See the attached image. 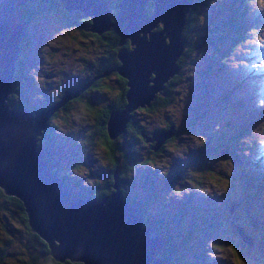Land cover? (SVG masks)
I'll return each mask as SVG.
<instances>
[{
  "label": "rangeland",
  "instance_id": "obj_1",
  "mask_svg": "<svg viewBox=\"0 0 264 264\" xmlns=\"http://www.w3.org/2000/svg\"><path fill=\"white\" fill-rule=\"evenodd\" d=\"M226 1V5L230 3V0L224 2ZM111 2L114 3L116 0L108 2L110 7L115 6ZM203 2L201 8L209 17L216 16V13L221 10L219 6L222 5V2L219 0ZM250 4L247 8L249 23L252 25L253 31L247 36V41L235 50L228 63L222 65V69L216 67L211 73V77L203 81L204 88L194 94L195 102L186 99L187 96L183 94L176 105L163 110L162 114L156 116L160 122L171 121V118L178 116L177 125L180 127L179 123L190 117L188 112L184 111L187 107L191 108L189 110L192 115L194 112L195 117L198 114L201 115L197 120L198 124L189 126L185 133L178 132L175 142L169 147L170 150L168 152L166 150V156H161L159 160H156L154 156L152 164L141 167L148 172L147 177L162 176L164 179L168 171H172L173 176L176 177L169 186L166 185L164 193L166 192L167 197L162 198L167 204L168 215L165 212V214L162 212L161 215L168 220H171L173 217L171 212L175 207H178L180 202L184 205V202L189 200L190 209L193 205L200 203L203 207H208L207 212L212 218L217 219L214 225H212L213 223L204 224L205 226L211 225L205 230V236L199 233V236L208 238L203 245H206V248L208 246V257H206L209 264H264V241L258 238L264 231H257L254 227L249 229L247 223L250 220L245 214H242L245 211L252 213L255 222L263 230L264 53L262 50H264V4L255 1ZM147 8L153 12L152 0H149ZM222 15L221 12L219 17ZM28 27L31 32L30 43L32 45L30 50L18 57L17 61L22 63L18 79L22 93L31 94L30 89L36 90L31 87V79L35 77L39 89L33 93L35 94L34 103L45 105L49 102L50 95L55 91L56 86L65 87L68 85L66 83L85 80L88 76V66L83 65L82 56H77L74 51H70L75 45L73 39L77 42V28L67 27L50 7L42 10L40 17L31 22ZM159 29L156 26L153 31ZM65 52H68L69 60L72 63L66 60L68 58L63 57ZM250 54H252L251 58H249ZM93 57L96 58V55ZM248 59L250 60L248 61ZM201 60V57H195L190 64L198 65V63H203ZM74 63L79 66L77 67ZM68 64L73 67L69 69ZM220 66L221 64L218 65V67ZM82 67L87 70V73L82 71ZM211 69L212 67H209L208 71ZM193 70L198 69L195 67ZM202 71L200 70L199 79L203 77ZM245 73L252 74L246 76ZM109 82L115 84L114 79ZM194 85L195 83L192 85V90H194ZM189 86H191V80L185 79L179 83L177 89L187 92ZM248 88L252 91L251 96L248 94ZM160 90L156 92H161ZM112 91L95 93L94 100L91 102L97 105L113 103L116 96L115 91ZM81 108H83L81 104L76 105L74 112L68 116L69 121L60 125L50 143L52 168L59 174L67 175L65 183L69 187L72 186L74 179L81 180L78 186L83 185L87 181L85 176L89 170L92 172L90 176L96 177L97 166L100 167L101 164L99 146L95 143L97 139L94 140L91 148L93 154L83 151L84 143L95 131H93L92 117L87 113H80ZM56 122H60V120H56ZM152 125L156 127L153 121ZM241 129L243 131L245 129V132L238 137ZM157 134L161 135L157 131L156 138H158ZM137 141L131 146L134 150L141 151L140 146L143 144L139 140ZM205 143L216 149L203 153L204 155H198ZM226 146L229 149L222 155L221 150ZM209 149L211 148L208 147ZM180 160L183 161L180 162ZM179 167L181 168L178 169ZM215 172L221 175L220 179L217 178ZM202 174L212 175L213 178L206 180L203 190L197 191L193 196L190 192L187 195L186 191L194 189V180ZM133 180L134 182L127 184V188L130 190V194L138 195L137 185H142L140 180L144 179L140 175L134 179L133 175ZM226 181H229V184ZM157 182L159 183L158 179ZM133 185L135 186L133 187ZM124 186H121L123 191ZM143 186L147 187V184L145 183ZM235 202L238 203L236 207H234ZM156 206L161 209L159 203ZM192 227L195 232L200 231L203 223H201V227L195 225ZM2 230H4L3 233ZM13 231L0 218V247H4L5 241L9 238L7 232L13 233ZM251 234L254 236V246L248 242L249 238L246 237L252 236ZM22 243L15 242L18 249L10 254L14 257L21 255ZM9 247L10 244L7 245V249ZM235 247L243 252L242 256L236 257Z\"/></svg>",
  "mask_w": 264,
  "mask_h": 264
},
{
  "label": "trees",
  "instance_id": "obj_2",
  "mask_svg": "<svg viewBox=\"0 0 264 264\" xmlns=\"http://www.w3.org/2000/svg\"><path fill=\"white\" fill-rule=\"evenodd\" d=\"M107 1L110 2V0ZM203 1L207 0H196L186 16V24L182 37L187 41L188 45L177 61L179 71L162 84L163 88L160 90L161 92L154 93V97L149 101L148 106L144 103V106L138 105L130 112V118L124 127V131L115 138H111L107 133V120L111 112L120 111L129 103L126 98V94L129 90V86L127 85L128 80L120 75L115 68L121 64L120 60L117 58L118 52L131 50L132 45L130 39L125 38L124 43L119 46L121 35L115 31V29L104 30L100 34L90 30H84L86 25L91 24V19L80 11H71L72 13H70L62 4L61 0H38L31 4L25 2L20 8L21 13L19 21L24 25L23 36H26L27 33L30 32L28 27L29 24L40 17L42 10L48 7L57 13L58 17L67 27L77 28V42L73 39L75 45L72 46L70 51H74L77 56H82L84 61L83 65L88 66V73L87 70L82 67V71L88 74L85 80L77 81L76 83H66L68 84V88L70 86H84L87 83L88 85L77 96L68 99L51 115L47 123V129L43 131V134L39 137V142H37L38 149L45 152L44 159L52 165V159H50L52 157L50 143L55 137L56 130L62 123L66 124L69 121V114L74 112L77 104H81L83 108H81L80 113H87L92 117L93 131H95L90 134L87 142L84 143L85 146L83 151L87 154H93L91 148L93 147L94 140L97 139L95 143L99 146L98 151L100 150L101 164L100 167L96 165V177L90 176L92 172L89 170L85 176L87 181L83 185L78 186L81 180L74 179L71 189H75V192L79 191V194L85 197L93 196L99 199L115 189L113 184L116 182L115 179H117L120 188L125 185L124 191L122 190L124 199L128 202L137 203L139 206L138 213L144 217L147 224L162 234L165 242L161 248V253L172 256L171 264H209L207 261L208 246L206 248V245H203L208 238L199 236V233L205 236V230L211 227V225L205 226L204 224L213 223L212 225H214L217 219L212 218L211 215L208 214L209 212H207L208 207L205 208L200 203L193 205L190 209V200L185 201L184 205L180 202L178 207L174 208L171 212L173 216L171 220L161 215L162 212L163 214L168 213L167 204H165L166 202L165 200L163 201L162 198L167 197L166 192L164 193L166 185L169 186L174 178H176L173 176L172 171H168L164 179L162 176H157L148 180V188L143 186V184H138V195L133 193L130 194L127 184L132 181L134 182L133 175L134 179L139 175L140 177L145 175V179L148 172L141 169V167L152 164L154 156L156 160H159L161 156H166L167 152L170 150L169 147L175 142L178 132L185 133L189 126L192 127V125L198 124L197 120L201 115L198 114V116L195 117L194 112L192 115L189 110L191 108L187 107L184 111H187L190 117L188 120L185 118L183 122L179 123L180 127L177 125L178 116L171 118V121L165 120L162 122H160L156 116L162 114L163 110H167L171 106L176 105L177 101L181 99L180 96H183V94L187 96L186 99L188 98L193 102L196 101L194 94L196 91L204 88L203 81L211 77V73L216 67L217 69H222V65L228 63L229 58L235 53V50L247 41V36L253 31L252 25L249 23L250 18L248 16L249 10L247 6L254 1L264 4V0H230V3L226 5L227 1L224 2L225 0H219L222 2V5L219 6L221 10L216 13L217 17H209L201 8V5L204 3ZM116 3H118V0L113 4L116 5ZM117 12L118 10L116 8L111 10L110 14L112 21H115ZM149 12L151 13V9H149ZM221 12L223 15L219 17ZM158 27L161 29L163 25L159 24ZM19 46V56L23 53V50L30 48L29 46L25 47L21 43ZM262 53H264V51ZM93 55H96V58H94ZM63 57L68 58L66 60L72 63L69 60L70 57L68 52H65ZM195 57H201L203 63L191 65L190 63ZM19 63L20 61L16 62L17 67ZM219 64H221L220 67H218ZM68 65L69 69L73 67L71 64ZM76 65L77 67L79 66V64ZM195 67L198 69L196 70L198 73L193 70ZM209 67H212L210 71H208ZM106 70H112V72L104 74ZM200 70H203L201 72L203 77L199 79ZM111 79H114L115 84L109 82ZM185 79L191 80V86L188 87L187 92L179 91L177 89L179 83L185 81ZM194 83V90H192V85ZM33 85L34 81L31 79V86ZM66 88L61 93L57 94L51 105L57 103L61 99L67 90ZM20 90L21 85L18 75L15 74L13 92L8 96L9 99L8 102H6L9 104H7L9 110L14 111V109L20 108L23 109V111L36 112L42 109L37 108L34 110L27 101L25 103L20 100L17 96V92ZM106 90L115 91L116 97L113 103L97 105L91 102L94 100L95 93L101 94ZM56 120H60V122H56ZM152 121L156 124V127L152 125ZM184 123H186V125H184ZM157 131L159 134H165L167 132L171 134V136L166 137L159 146L156 144L157 140L155 137ZM244 132L245 129L244 131L241 129L238 137L242 136ZM137 140L143 144V146H140L141 151L134 150L131 146L137 143ZM202 147L198 155H204L203 153L216 149L207 143ZM208 147L211 149L208 150ZM234 147L236 146L234 145ZM228 149L229 148L226 146V148L221 150V153L223 150ZM133 169H135V171H133ZM53 172L57 173L55 170H53ZM115 172L117 173L116 177H114ZM215 174L217 178H221L219 173L215 172ZM211 178H213L212 175L202 174V176L194 180V189L186 191L187 195H189L188 192H190L193 196L197 191L203 190L206 180ZM161 183L163 184L160 185ZM227 184H229V181ZM65 186L69 187L66 183ZM134 186L135 185H133V187ZM231 186L233 185L231 184ZM204 195H206V193H204ZM158 203L161 205V209L157 208L156 205ZM236 206H238L237 202L234 203V207ZM160 210L161 212H158ZM242 214H245L250 220V222L247 223L249 229L254 227L257 231H264V227L262 230V227L255 222L252 213L245 211ZM0 218L14 230L13 233L7 232L9 238L5 241V246L0 247V264H84L82 261L71 259H65L63 261L56 260L50 252L47 241L38 233L31 230L24 202L16 195L6 194L1 186ZM201 223H203V227H201ZM192 225L200 226V231L195 232ZM3 232L4 230H2V233ZM196 234L198 235L196 236ZM258 238L264 241V233ZM15 242H23V248L21 255H16L14 257L10 253L18 249ZM8 244H10L9 249H7ZM251 245L254 246L253 243ZM234 252L237 254L236 257L243 255V252L237 247L234 248Z\"/></svg>",
  "mask_w": 264,
  "mask_h": 264
},
{
  "label": "water",
  "instance_id": "obj_3",
  "mask_svg": "<svg viewBox=\"0 0 264 264\" xmlns=\"http://www.w3.org/2000/svg\"><path fill=\"white\" fill-rule=\"evenodd\" d=\"M35 1L0 0V186L24 202L31 230L47 241L58 261L171 264L172 256L161 253L165 242L162 234L138 213L137 203L124 199L117 179L112 192L99 199L85 197L65 187V176L51 171L52 166L37 147L51 115L88 83L67 87L57 103L36 112L9 110L6 102L13 91L24 35L20 6ZM195 1L152 0L153 12L149 13V0H119L115 7L106 0H61L68 11L79 10L91 18V25L84 30L100 34L115 29L121 35L119 46L125 38L130 39L131 50L118 52L121 64L115 68L128 80L129 103L111 112L107 120L111 138L124 131L133 109L144 103L148 106L154 93L179 71L177 61L187 47L182 33ZM113 8L118 10L115 21L110 14ZM159 24L163 28L153 31ZM168 136L170 132L158 135L157 146Z\"/></svg>",
  "mask_w": 264,
  "mask_h": 264
},
{
  "label": "flooded vegetation",
  "instance_id": "obj_4",
  "mask_svg": "<svg viewBox=\"0 0 264 264\" xmlns=\"http://www.w3.org/2000/svg\"><path fill=\"white\" fill-rule=\"evenodd\" d=\"M38 0H36L35 2H37ZM108 5H109V3H108ZM22 7V5L20 6V8ZM75 11H78V10H73L72 12H75ZM81 12V11H80ZM86 16V15H85ZM87 17V16H86ZM89 17V16H88ZM90 18V17H89ZM91 25V24H90ZM29 32V31H28ZM21 44L22 45H24L25 47H27V46H29L30 48L29 49H26V50H23V53H25V52H27L28 50H30L31 49V45H30V32L29 33H27V35L26 36H23L22 37V40H21ZM241 45H243V44H241ZM264 50H262V52H263ZM251 55L252 54H250V57L249 58H251ZM250 59H248V61H249ZM259 61H261V60H259ZM21 65H22V63L20 62L19 63V66L17 67V64H16V69H15V74L16 75H18V71H20V68H21ZM249 74H252V73H245V75L246 76H248ZM49 76V75H48ZM32 80L34 81V85L33 86H31V87H34L36 90L37 89H39V87H38V85H37V80H36V78L35 77H32ZM19 83H20V81H19ZM17 85H19V84H17ZM21 85V84H20ZM67 86H65V87H63V86H56V89H55V91L50 95V99H49V102L47 103V104H45V105H39V104H36V103H34V99H35V94H33V93H35V91L34 90H32V89H30L31 91H32V93L30 94V93H27L26 92V94H23L22 93V91L20 90V91H18L17 92V96H18V98L20 99V100H22V101H24L25 103H26V101L28 102V104L31 106V107H33L34 108V110L35 109H37V108H45V107H48V106H50L51 104H52V102L55 100V97L57 96V94H59V93H61L65 88H66ZM249 88H250V86H249ZM249 88H248V94H249V96H251V94H252V91H250L249 90ZM67 89V88H66ZM13 92V91H12ZM21 102V101H20ZM32 109V108H31ZM33 110V109H32ZM47 129V128H46ZM44 153V156H45V152H43ZM51 159V158H50ZM183 160H180V162H182ZM186 163V162H185ZM181 167H179L178 169H180ZM152 170V169H151ZM65 176V179H66V175H64ZM144 176L145 175H142L141 177L144 179ZM154 177H147L146 176V178L144 179V180H140V183L141 184H143V185H145V183L147 184L148 183V180H150V179H153ZM145 182V183H144Z\"/></svg>",
  "mask_w": 264,
  "mask_h": 264
},
{
  "label": "clouds",
  "instance_id": "obj_5",
  "mask_svg": "<svg viewBox=\"0 0 264 264\" xmlns=\"http://www.w3.org/2000/svg\"><path fill=\"white\" fill-rule=\"evenodd\" d=\"M33 3V2H32ZM29 31H30V29H29ZM30 40H31V37H30ZM30 45H32L31 43H30ZM52 166V165H51ZM59 175H63V174H59ZM64 185H65V183H64ZM66 187V186H65ZM67 188H70L71 189V186L70 187H67ZM73 189V188H72ZM71 189V190H72ZM73 192H75V189H73L72 190ZM75 193H78L79 194V191H77V192H75ZM81 195V194H80ZM187 199V198H186ZM155 229V228H154Z\"/></svg>",
  "mask_w": 264,
  "mask_h": 264
},
{
  "label": "bare ground",
  "instance_id": "obj_6",
  "mask_svg": "<svg viewBox=\"0 0 264 264\" xmlns=\"http://www.w3.org/2000/svg\"><path fill=\"white\" fill-rule=\"evenodd\" d=\"M51 171L53 172V168H51ZM53 173H54V172H53ZM231 209L233 210V208H230V210H231ZM246 237H248V238H253V237L250 236V235H249V236H246ZM246 237H245V238H246ZM252 243L254 244V240L251 241V244H252Z\"/></svg>",
  "mask_w": 264,
  "mask_h": 264
}]
</instances>
